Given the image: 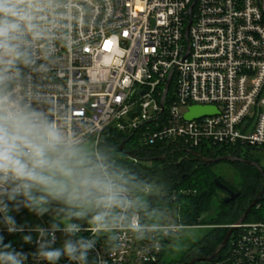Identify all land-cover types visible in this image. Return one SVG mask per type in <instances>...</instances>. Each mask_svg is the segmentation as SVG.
I'll return each mask as SVG.
<instances>
[{
	"label": "built area",
	"instance_id": "1",
	"mask_svg": "<svg viewBox=\"0 0 264 264\" xmlns=\"http://www.w3.org/2000/svg\"><path fill=\"white\" fill-rule=\"evenodd\" d=\"M40 20L48 32L40 46L53 51L45 72L25 69L23 87L33 107L83 144L92 141L100 162L107 164L98 146L111 129L139 131L145 148L191 155L225 150L219 158L241 159L229 153L264 149V0H50ZM195 106L217 112L187 120ZM24 209L11 214L25 231L0 225V235L29 253L26 264H47L23 241L35 226ZM138 219L146 224L141 213ZM157 227L137 241L121 225L115 246L98 236L89 264H160L165 242L191 228ZM56 235L61 247L66 237ZM226 248L217 264H264V222L239 225Z\"/></svg>",
	"mask_w": 264,
	"mask_h": 264
},
{
	"label": "clouds",
	"instance_id": "2",
	"mask_svg": "<svg viewBox=\"0 0 264 264\" xmlns=\"http://www.w3.org/2000/svg\"><path fill=\"white\" fill-rule=\"evenodd\" d=\"M49 2L0 0V225L9 234L24 232L12 212L26 208L43 217L53 211L47 227L35 225L23 236L36 246L33 259L57 264L67 257L74 264H89L98 236L115 246L121 225L137 241L159 230L138 219L142 212L152 218L147 196L158 185L100 162L47 112L33 107V97L23 87L25 69L47 70L53 49L40 46L48 40L40 17ZM57 232L66 237L61 247H54ZM4 239L0 235V264H26L29 253Z\"/></svg>",
	"mask_w": 264,
	"mask_h": 264
},
{
	"label": "trees",
	"instance_id": "3",
	"mask_svg": "<svg viewBox=\"0 0 264 264\" xmlns=\"http://www.w3.org/2000/svg\"><path fill=\"white\" fill-rule=\"evenodd\" d=\"M124 147L121 148L122 144ZM98 150L106 160L107 164L116 170H123L126 174H132L137 178L148 177L156 182L163 190V197H147L150 209L157 210L160 203L164 206L179 207L181 217L178 222L186 227H194L199 225H209L212 229L198 243L194 244L189 252L183 256L181 261L166 263L164 258L168 252L170 241L167 240L164 245L163 254L160 264H188L195 257H207L214 253L216 248L225 239L228 228L225 225H234L242 217L246 209L252 203L264 184L263 173L258 169L241 163H229L240 175V184L234 186L227 182L222 176L216 174L213 168L217 164L197 163L195 160L182 161L178 165V161L183 158V153L175 149L173 146L166 150H158V148H145L142 146V138L139 131L131 135L116 130H108L104 133L100 140ZM175 151L174 163H168L160 160L165 153ZM250 151V150H247ZM203 156L210 159H218L219 156H227L225 150L218 152H202ZM241 158V154H233ZM131 155V156H130ZM191 159L193 156L189 155ZM247 161L255 159L247 154ZM151 162V164H147ZM258 161H256L257 163ZM187 174L186 179H182ZM219 179L223 184L234 192H240V198L230 204L221 202L218 213L211 221H204L203 216L209 212L214 199V194L219 190L214 180ZM185 190L187 194H177ZM176 195V199L172 197ZM142 220L149 218L142 212ZM247 223L264 222V197L262 201L252 209L248 217ZM227 248L222 252L219 260L215 259L213 263H221L226 258Z\"/></svg>",
	"mask_w": 264,
	"mask_h": 264
},
{
	"label": "rangeland",
	"instance_id": "4",
	"mask_svg": "<svg viewBox=\"0 0 264 264\" xmlns=\"http://www.w3.org/2000/svg\"><path fill=\"white\" fill-rule=\"evenodd\" d=\"M84 146L93 152L94 148L92 141L84 144ZM247 154L251 155L255 159V162L253 160L254 163L258 161L256 164L259 165L262 170L264 169V149H262L261 151H247V149H244L241 153L242 159H246ZM213 171L216 174L222 176L227 182L234 186H238L240 184L239 173L229 163H219L213 168ZM214 196L215 197L213 199L209 212H207L202 217L206 222L211 221L216 217L219 206L221 205V202L225 197V195L220 190H217ZM160 204L161 205L157 210H153L149 213L152 218L148 220L145 219V223L155 224L156 226L181 225L178 222L179 218L181 217L179 207L164 206L162 203ZM24 213L32 224L39 225V222L35 220V217L37 216L34 213L29 212L26 208L24 209ZM53 213V211H50L41 218L46 221V223L50 224L54 217ZM231 226L233 225H225L224 228L229 229ZM211 229L212 227H210L209 225H199L177 231V233L174 234V236L170 240V244L168 245V252L164 258V261L166 263L181 261L183 256H185L189 252L192 246L198 243L207 233H209ZM205 263L211 264L209 262Z\"/></svg>",
	"mask_w": 264,
	"mask_h": 264
},
{
	"label": "water",
	"instance_id": "5",
	"mask_svg": "<svg viewBox=\"0 0 264 264\" xmlns=\"http://www.w3.org/2000/svg\"><path fill=\"white\" fill-rule=\"evenodd\" d=\"M166 89L168 90V86H167ZM216 112H217V110H216L215 107L195 106V107H191L190 108V110L186 114L185 118L187 120H194V119H198V118H200L202 116L214 115ZM125 143L126 142H124L122 144L121 148L124 147ZM192 154H193V156H195L196 161L201 160L204 164L241 163V164H246V165L252 166L254 168H257L259 171H261L263 173V170H262V168L259 165H257L254 162L245 161L243 159H237V158L230 157V156L229 157H220L218 159H203L202 156L199 153L192 152ZM154 183H156V182H154ZM214 183H215V185H216V187L218 189L224 191L228 195V197H226L223 200L225 204L228 205V204H230L232 202L237 201L240 198V196H241L240 192H234L229 187H227L225 184H223L219 179H215L214 180ZM147 197H155V198H161V197H163V190H162V188L158 185V189L153 194H150ZM263 197H264V184H263V187L260 190V192L257 194V196L252 200V203L246 209V211L244 212V214L242 215V217L237 221V223L235 225H233V226H231L229 228L225 239L216 248V250L214 251V253L211 254L210 256H207V257H195V258H192L188 262V264H197L199 262H212L215 259L219 260L221 258L222 252L226 249V247H227V245L229 243V240H230L231 236L233 235V233L236 231V229L238 228L239 225L243 224L246 221V218L248 217V215L250 214V212L252 211V209L254 207H256L262 201ZM54 207H56V206H54Z\"/></svg>",
	"mask_w": 264,
	"mask_h": 264
},
{
	"label": "flooded vegetation",
	"instance_id": "6",
	"mask_svg": "<svg viewBox=\"0 0 264 264\" xmlns=\"http://www.w3.org/2000/svg\"><path fill=\"white\" fill-rule=\"evenodd\" d=\"M178 151H180V152H182L183 153V158L182 159H180L179 161H178V165H180V163L182 162V161H185V160H187V161H191V160H195L196 161V158H195V156H193V159H191L190 158V154L191 153H189V151L187 150V149H178ZM174 154H175V151L173 150V152H171V153H165L162 157H160V160L161 161H164V162H168V163H174L175 162V157H174ZM202 158L203 159H210L209 157H206V156H202ZM244 160V159H243ZM245 161H247V160H245ZM197 163L199 162V163H203L201 160H199V161H196ZM249 162H252V161H249ZM147 164H151V162H148ZM187 178V174H185L184 176H183V178L182 179H186ZM220 190V189H219ZM224 195H225V197H224V199L226 198V197H228V195L224 192V191H222V190H220Z\"/></svg>",
	"mask_w": 264,
	"mask_h": 264
},
{
	"label": "crops",
	"instance_id": "7",
	"mask_svg": "<svg viewBox=\"0 0 264 264\" xmlns=\"http://www.w3.org/2000/svg\"><path fill=\"white\" fill-rule=\"evenodd\" d=\"M209 263H211V264H217V263H213V262H209ZM198 264H207V263H203V262H201V263H198ZM224 264H227V263H224Z\"/></svg>",
	"mask_w": 264,
	"mask_h": 264
}]
</instances>
